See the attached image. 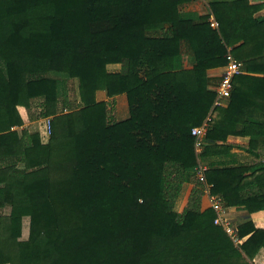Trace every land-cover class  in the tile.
<instances>
[{
    "label": "trees",
    "instance_id": "16d2710c",
    "mask_svg": "<svg viewBox=\"0 0 264 264\" xmlns=\"http://www.w3.org/2000/svg\"><path fill=\"white\" fill-rule=\"evenodd\" d=\"M189 1L0 0V264H255L264 225L239 223L237 246L215 224L192 129L215 105L208 71L231 50L244 73L201 157L229 152L218 142L230 135L264 157L263 4L212 0L214 29L181 10ZM99 90L126 94L130 117L117 120ZM34 103L32 120L52 117L48 142L25 127L19 106ZM207 180L229 207L264 210V161L212 164Z\"/></svg>",
    "mask_w": 264,
    "mask_h": 264
},
{
    "label": "crops",
    "instance_id": "0c3cea01",
    "mask_svg": "<svg viewBox=\"0 0 264 264\" xmlns=\"http://www.w3.org/2000/svg\"><path fill=\"white\" fill-rule=\"evenodd\" d=\"M251 3H260L263 4V8L259 10L255 14V16H264V0H250ZM211 2L212 0H205V1H197V0H191L185 4L180 5L181 10L189 15H192L193 17H208L209 20H213L215 18V15L211 8ZM216 19V18H215ZM215 29V28H214ZM183 67L185 69H193L196 65V58L191 52H186L183 55ZM109 70L111 72H119L123 69L122 64H111L108 66ZM224 73V66L219 68L210 69L208 71L209 78H210V88L215 91L217 88L222 75ZM244 73V72H243ZM252 77H260L257 74H253ZM252 80V79H248ZM77 82V88H78V79H75ZM242 87H249V84H244ZM97 100L98 101H112L113 105L111 108H113V112L115 114V117L117 120H125L130 117V106L128 97L126 94H120L116 96L114 99L109 98L107 95V92L105 90H99L97 92ZM231 99L226 102L224 106H221L223 108H227L230 105ZM217 106L214 105L209 117L211 118V114L213 113L214 109ZM19 110L21 111L24 121L27 124L26 117L24 115L23 110H27L25 106H19ZM250 118V117H249ZM261 121V119H260ZM245 125L243 123H239L236 128L238 130L243 129ZM251 141V136H242V135H230L227 139V141L221 142L219 141L218 144L226 146H231L229 152H226L224 149L223 153L220 155L212 156L210 158L204 159V162L209 166L212 164H216L219 166L222 165H236L241 163H257L259 161H264V157H259L255 154L250 153L247 150V147L249 146ZM209 142V141H208ZM261 144H264V139H262ZM203 208L207 209L208 205L206 200H203ZM231 212L235 216L238 223L246 222L250 219L257 220L261 225H264V210L256 212L254 214H249L247 210L241 207H231ZM26 218V217H25ZM255 264H264V249H262L259 254L254 259Z\"/></svg>",
    "mask_w": 264,
    "mask_h": 264
},
{
    "label": "built area",
    "instance_id": "2783aa9c",
    "mask_svg": "<svg viewBox=\"0 0 264 264\" xmlns=\"http://www.w3.org/2000/svg\"><path fill=\"white\" fill-rule=\"evenodd\" d=\"M205 1V0H197ZM211 26L219 29V22L214 18L210 20ZM227 64L224 66V73L222 78L215 89L216 91V106H224L232 96L234 90V79L237 75L243 73V63L238 60L231 50L227 54ZM21 112V111H20ZM22 114V113H21ZM23 116V115H22ZM210 117L200 126H195L192 129V135L195 138V151L198 156V165L196 167V178L204 185L205 197L208 208H212L215 213V224L222 227L229 235L235 245L240 246L244 243L245 238L241 237L239 233V223L231 212V207L225 204L221 196L212 193L213 185L208 183L207 171L208 165L201 157V153L205 150L208 143V132L211 127ZM43 127L37 129L41 133L44 142H48L52 133V117H44L42 119ZM28 124V123H27ZM25 123V127L29 125ZM22 129V127H20ZM19 127L17 129H20Z\"/></svg>",
    "mask_w": 264,
    "mask_h": 264
},
{
    "label": "rangeland",
    "instance_id": "374dc122",
    "mask_svg": "<svg viewBox=\"0 0 264 264\" xmlns=\"http://www.w3.org/2000/svg\"><path fill=\"white\" fill-rule=\"evenodd\" d=\"M49 75L52 76V77H55V78H62L63 77V76L55 74V73H52V74H49ZM73 83H74L75 90L72 92V98L74 99V97H76V96L78 97V90H77V86H76L77 82L75 80H73ZM23 111H24V115H25L27 123H28L27 125H29V128L31 130L35 131V130L43 127V122H42L43 118H39V119H36V120H32L31 119L32 114L35 115V116H38L40 111H41V108H40V106L38 104L34 103L31 113H29L28 109L27 110H23ZM4 211H5V213H9L10 206H7ZM29 223H30V219H29V217H26L24 219V224H23V237H22V239L28 238V235H29Z\"/></svg>",
    "mask_w": 264,
    "mask_h": 264
}]
</instances>
